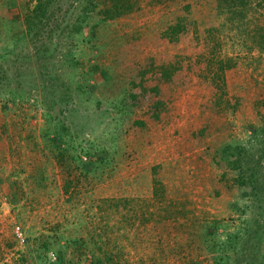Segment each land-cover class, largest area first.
Returning <instances> with one entry per match:
<instances>
[{"label":"rangeland","instance_id":"rangeland-1","mask_svg":"<svg viewBox=\"0 0 264 264\" xmlns=\"http://www.w3.org/2000/svg\"><path fill=\"white\" fill-rule=\"evenodd\" d=\"M36 1L0 0V264H264V0Z\"/></svg>","mask_w":264,"mask_h":264},{"label":"trees","instance_id":"trees-1","mask_svg":"<svg viewBox=\"0 0 264 264\" xmlns=\"http://www.w3.org/2000/svg\"><path fill=\"white\" fill-rule=\"evenodd\" d=\"M135 2L136 0H104V5L100 9V12L102 13V18L113 17L115 15L129 11L130 9L133 8ZM42 3H43L42 0L36 1L33 10L36 11L37 9L38 10L41 9ZM135 94L136 93L134 91H131L130 96L133 97V95ZM63 140L64 139L61 138L59 134L51 138L52 144L54 145L53 147L56 148V152H58L59 155H61L62 148L65 145V144L62 146L60 145V143H62ZM85 162H88L89 164H93L94 160L90 158L88 161Z\"/></svg>","mask_w":264,"mask_h":264},{"label":"built area","instance_id":"built-area-1","mask_svg":"<svg viewBox=\"0 0 264 264\" xmlns=\"http://www.w3.org/2000/svg\"><path fill=\"white\" fill-rule=\"evenodd\" d=\"M11 231H12L14 239L18 243H23L25 236H24L21 225L17 222H13Z\"/></svg>","mask_w":264,"mask_h":264}]
</instances>
